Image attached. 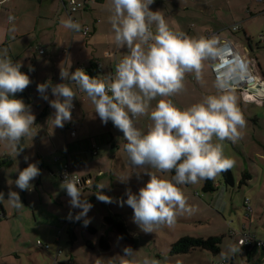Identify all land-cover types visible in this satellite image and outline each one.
<instances>
[{"label":"rangeland","instance_id":"obj_1","mask_svg":"<svg viewBox=\"0 0 264 264\" xmlns=\"http://www.w3.org/2000/svg\"><path fill=\"white\" fill-rule=\"evenodd\" d=\"M221 5L224 10L222 14L217 13L216 19L221 15L224 16L223 37L231 40L230 42L235 46L237 54L243 61L250 58L251 64L253 63L256 69L259 65L260 75L262 73L260 80L264 82L262 3L258 0H224ZM150 8L152 11H160L171 27L183 31L189 37H195L194 31L198 30L201 37L207 33V30L213 29L214 24L208 18L213 16L215 9L206 8L204 0H154ZM10 14H6L5 19ZM11 15L17 17L16 12ZM63 19H66L64 14ZM233 23H239L245 34L242 30L233 32L231 30ZM39 27L33 29L32 25L25 26L23 31L28 36L24 43L15 46L14 56L22 63V72L28 71L30 66L41 71L37 64H40L41 58L46 56L37 55L36 52L40 45L36 38ZM153 31H155L154 26ZM111 48L112 53L117 50L118 59L127 54V50L118 48L114 40ZM33 52L35 56L32 55ZM201 63L200 80L206 78L208 80L201 84L194 72L186 73L184 91L170 97L173 103L180 108L200 102L207 95H216L224 91L213 72L208 55ZM208 70L209 72H205ZM73 89L76 91V99L87 100L86 107L90 110L88 114L95 116L94 119L89 116L85 120H79L83 126L92 124V128L96 129L94 131L97 135L90 139H96L100 135L112 138V145L101 141L97 144L99 149L97 156L91 157L87 154L88 168L94 169L93 175L98 178L100 184L108 185L103 192L112 197V203L97 200L93 193L94 190L84 191L83 195L93 205L87 214V218L90 219L88 226L95 232L87 231L83 227V220L72 221L57 244L58 230L63 227L60 220L67 218L65 209L58 201L59 195L65 193V190L63 191L60 187L58 177L45 169L41 176L43 180H39L38 183L37 177L31 182L33 185L31 191H21L15 184H12L18 175L17 167L23 169L28 163L38 164L39 151L43 150L48 154H45L47 160L51 159L53 162L60 158V162H63L62 152L50 153L53 149L51 133L45 129L46 127L42 132L40 129L41 134L37 138L35 136L33 139L31 137L24 139L23 152L17 157L12 156L10 167H4V165L0 167L2 169L0 192L4 193L5 207L8 212L7 217L0 219V264H119L125 247H131L135 251L134 258L137 260L148 257L158 260L160 264H248L247 254L242 247L240 252L228 259H222L220 252L226 251L230 243L238 242L239 239L247 236L264 241V147L258 142L261 141L264 144V98L252 96L245 91L230 89L236 95L238 107L246 121L245 127L241 130L240 139L235 143L227 140L223 142L225 156L236 161L235 166L230 169L234 185L225 186L221 174L213 179L216 186V191L213 193L202 192L203 180L195 185H180L179 187L187 198V203L193 207L194 211L191 214L178 215L171 226L161 225L153 233L146 234L133 222L132 208L127 204L121 206L120 201L127 200V190L138 194L139 188L144 186L149 177L142 173L143 168H135L131 165L127 154L123 151L125 143L123 134L113 126L111 121L106 125L103 124L94 113V106L87 94L83 91L82 94H78L74 86ZM28 97L25 89L22 93H18L16 98L26 102ZM159 99L161 97L151 101V107H155ZM95 120L98 126L93 125ZM38 123L41 127L43 119H39ZM135 124L142 131H147L151 121L148 116H141L136 118ZM61 136V141L65 142L67 136L66 138L63 134ZM217 142L219 141L214 138L213 143ZM0 145L6 146L4 142H0ZM25 156L29 158L27 161L24 159ZM99 160L102 161L97 165ZM53 173L58 175V173ZM136 173L141 174L137 177ZM243 173L250 174L251 178L246 185H239ZM161 175L170 178L169 173ZM121 176L131 177L125 183L118 179ZM52 180L56 183L51 184ZM10 188L19 192L24 207L14 209L8 205L7 194ZM54 190L57 192L55 193ZM66 203L68 206L69 202L66 201ZM79 211L80 209H76V213ZM106 216L113 219L119 217L124 222L127 228L126 239H123L105 223L104 217ZM70 234L75 237L72 242H70ZM100 237L108 243L107 250L99 247ZM183 237L204 239L220 237V250L214 253L211 250L195 248L186 254L172 255L171 245ZM37 241L49 248L47 250L39 248ZM127 259L131 260L133 257Z\"/></svg>","mask_w":264,"mask_h":264},{"label":"clouds","instance_id":"obj_2","mask_svg":"<svg viewBox=\"0 0 264 264\" xmlns=\"http://www.w3.org/2000/svg\"><path fill=\"white\" fill-rule=\"evenodd\" d=\"M153 2L110 0L109 23L114 43L127 50L116 63L114 75L100 78L88 75L82 68L71 71V66L60 67V78L64 82L37 84V92L54 109L48 119L53 129L63 128L72 120L76 91L70 84H75L87 94L101 122L106 125L111 121L123 134V151L128 160L133 167L143 168L142 173L149 179L138 194L127 190V200L120 204L132 208L133 222L146 234L161 225L171 226L178 215L194 211L179 186L213 180L232 169L236 161L225 156L223 142L235 143L246 125L231 90L207 95L185 108L173 103L170 97L184 91L186 73L194 72L197 79L201 78V62L214 50L215 41L210 37H189L171 27L160 11L151 10ZM13 19L9 17V22ZM60 23L73 32L81 30V25L71 17L61 19ZM22 67L20 61L14 62L7 55V50L0 55V142H4L9 154L15 157L23 152L22 141L27 137L33 139L38 133L31 106L16 98L32 83L30 76L21 71ZM29 70H33L31 66ZM49 89L54 99L49 100ZM157 97L161 99L151 107V101ZM141 116H148L151 121L147 131L136 127L135 120ZM214 138L219 142L213 143ZM16 172L18 175L12 184L21 191H31V182L41 175L37 163H28L23 169L17 167ZM167 173L174 175L170 178L161 175ZM140 174L136 173L137 177ZM131 176L118 179L126 183ZM107 186L94 185V194L97 200L112 203V197L103 192ZM60 187L70 198L67 219L83 220L86 227L90 223L87 214L93 205L83 195L74 173H65ZM4 199V193L0 192V200ZM7 203L14 209L24 207L19 192L11 188ZM71 209L80 211L73 215ZM244 243V239L230 243L226 251L220 252L221 258L228 259L240 252ZM123 252L119 264H160L148 257L135 259L131 247H125Z\"/></svg>","mask_w":264,"mask_h":264},{"label":"crops","instance_id":"obj_3","mask_svg":"<svg viewBox=\"0 0 264 264\" xmlns=\"http://www.w3.org/2000/svg\"><path fill=\"white\" fill-rule=\"evenodd\" d=\"M68 1L69 0H0V55H2L5 50H7V55L14 62H17L18 60L14 56L15 46L19 43H24L26 36H28L27 34H24L23 28L28 24L32 25L33 29L40 26V30L38 31V36H36V38L38 39L40 44L38 46L39 50L42 49L43 53L39 54V50H37L36 52L37 55L46 57L41 58V60L39 61L40 64H37L41 71H38L37 68H32V71L28 70L24 72L30 76L32 81L30 86L26 88V92L29 97L28 99H26L25 104L31 106V110L36 117V125L34 126L35 131L38 132L36 138L38 135L40 136L41 132L46 127L45 129L51 133L50 139L53 149L50 151V153L53 151L62 152L63 156L61 157H63V162L66 160L64 157L66 144L76 143L78 141L97 135V133H95L96 131H94L96 129L92 128V124L83 126V124H81V122L79 121L85 120L89 116L93 117L94 119L95 116L92 114H88L90 110H88L86 107L87 100L83 99L82 101V99H76L73 101L74 108L72 110L71 122H66L63 128L53 129L51 121L48 119L53 115L54 109H52L48 101H45L41 97V94L37 92V84L44 83L46 81H51L53 85L64 82L60 78V67L67 69L71 66V71H75L77 68L83 67L88 75L99 76L100 78H103V76L106 75H114L115 65L119 60L117 58V50L114 53L111 52V46L113 44L112 39L114 34L112 32L111 24L109 23V17L111 15V12L109 10L110 0H84L83 8L78 12L72 14V19L81 25V30L79 32H73L69 29H66L60 23L61 19H63V14L64 16H66V19L68 18L64 8L67 7ZM223 2L224 0H204V5L206 6V8L215 9V12H213V16L208 18V20L210 19L212 21V24H214L213 29L207 30L206 34L217 33L218 37L222 41L228 40L230 42V39H226V37H223V31H225V24H223L224 16L221 15L216 19L217 13L222 14L224 10V7H222L221 5ZM14 12H16L18 18L15 16L13 17L14 19L9 22V17H12L11 14ZM262 12H264V5ZM9 13L11 14L7 15L8 17L7 19H5L6 14ZM13 21L14 23H12ZM234 24L239 23H233V25ZM84 28L88 31L87 36H84L82 34V30ZM240 30H242L245 34V31L243 30L241 25ZM198 33V30L196 32L194 31L195 38L200 37ZM206 34L204 33L201 37H204ZM215 44L216 43H214V46ZM105 53H109V56H105ZM32 55L35 56V52H33ZM244 63L254 74L255 82L264 84V82L260 80V76H262V73L260 75L259 72H261V68H259V65H257L256 69L253 63L251 64L250 58L244 59ZM97 64L100 65V71H98ZM205 72H209V70ZM205 80H208V78H206ZM205 80L199 79V83L204 84ZM212 80L214 82V79ZM70 86L72 88L74 86L77 89L75 84H70ZM77 93L82 94V91L77 89ZM47 95L49 100L55 98L52 96L50 89L48 90ZM251 95L255 96L253 94ZM39 119H43V124L41 125V127L38 123ZM93 125L98 126V122H96L95 120ZM69 128H73L75 132L74 137H71L69 135ZM49 132L47 133L49 134ZM62 134L64 135V138H66L67 136L65 142L61 141ZM24 142L25 140L22 141L20 145L21 147L24 146ZM258 142L260 146L264 147V144L261 141ZM98 150L96 151L95 156H97ZM9 152L10 150L7 146L0 145V160L3 158L8 159V163L5 164L6 166L4 165V167H10L9 165H11V158L13 155H10ZM45 154L47 153H45L43 150L39 151L38 165L41 169V175L37 179L38 183L39 180L41 181L44 179L41 178V176L43 172H45V169H47L49 173L58 177V175L54 174L53 172L59 173V169L63 164V162H60V158H57L58 160H54L53 162L51 161V159L47 160L46 156L48 154ZM85 160L86 161L84 163L82 157H79V161L78 157H71V170L73 173L80 176H91L94 179L92 190H94L93 193H95L96 188L94 187V185L100 183L98 178L93 175L94 169L88 168L89 163L87 161V158ZM101 161L102 160L97 161V165ZM1 173L2 169L0 168V174ZM55 183L56 181L52 180L51 184ZM54 191L55 193L57 192L56 190ZM49 192L53 194V192ZM59 196L60 197L58 198V201L62 205V208L65 209L67 216V212L70 209V206H67V203L65 204V202H69L70 198L66 197L65 193H61ZM92 198H94V196H92ZM5 204L6 203L4 200H0V215H4V218L7 217L8 214ZM1 212H3V214ZM58 216H60V214ZM66 219H61L60 221ZM59 242L60 240L57 242V244H59Z\"/></svg>","mask_w":264,"mask_h":264},{"label":"built area","instance_id":"obj_4","mask_svg":"<svg viewBox=\"0 0 264 264\" xmlns=\"http://www.w3.org/2000/svg\"><path fill=\"white\" fill-rule=\"evenodd\" d=\"M9 1V0H4ZM260 2H264V0H259ZM65 8V12L68 17L72 18V14L78 12L83 8V2L77 1V0H69L68 5ZM231 30L233 32H237L240 30V24H234L231 26ZM82 34L84 36L88 35L87 29L82 30ZM204 37H210L214 38V41L216 43V46L212 52L208 54V57L210 59V62L212 63V69L213 72L218 80L219 85H223L222 90H230V89H237L240 90L241 88H237V84H251L255 82L254 74L250 71V69L247 67V65L244 63V61L239 57L235 50V46L229 42L228 40L222 41L217 33H208ZM43 50H39V54H42ZM105 56H109V53H105ZM116 66V65H115ZM84 69L83 67H81ZM98 71H100V65L97 64ZM237 72H241L240 74ZM241 77L240 80H235L237 76ZM228 79H231V82L228 81ZM230 82V83H229ZM244 91V90H242ZM247 92V91H245ZM249 93V92H247ZM252 94V93H249ZM254 95V94H253ZM69 135L71 137H74L75 132L73 128H69L68 130ZM98 150L96 145H92V154L96 155V151ZM58 159H55L57 161ZM72 174L71 166L67 160L63 162L59 169L58 173V179L60 183H62L64 179V174ZM75 178L79 180V187L82 192L91 190L93 188V178L91 176H80L75 174ZM66 194V191H65ZM66 197L67 194H66ZM69 198V197H68ZM70 210L67 212V216ZM73 215L76 213V209H71ZM0 218H2V215H0ZM63 227L58 230L56 241L58 242L64 232V230L71 225L72 221L69 219L61 221ZM251 237L247 236L243 239L245 240L246 244ZM240 240V239H239ZM238 240V241H239ZM37 246L43 250H47L49 247L47 245H42L39 241L36 242ZM257 246L259 248L264 247V241H257ZM264 264V263H263Z\"/></svg>","mask_w":264,"mask_h":264},{"label":"trees","instance_id":"obj_5","mask_svg":"<svg viewBox=\"0 0 264 264\" xmlns=\"http://www.w3.org/2000/svg\"><path fill=\"white\" fill-rule=\"evenodd\" d=\"M82 2H84V0H82ZM259 3H262V5H264V2L259 1ZM246 40L248 41V39ZM94 139L95 138H92V139L89 138V139L78 141L76 143L66 144L64 157L69 162V164H70L71 157L72 158L78 157V161H79V157H82L84 160V163L86 161L85 159L87 158V154L91 155V157L92 156L94 157L95 155L92 154L93 144L96 145L97 148H98L97 144L100 143V141L112 145L111 136L110 138H108L107 135H100L95 139V141ZM7 163H8V159H4V158L1 159L0 167ZM172 175H174V173H169L170 177ZM221 177H222V181L225 186L232 187L234 185V179H233V176L230 170L221 173ZM250 178H251L250 174L243 173L242 179L240 180L239 185H246L247 181L250 180ZM215 191H216V186L213 180H203L202 192L213 193ZM1 213L3 214V212ZM3 216L4 215H2V217ZM116 218L118 219H113L110 216H106L104 217V221L114 232L121 235L123 239H126L127 237L126 229L127 228L124 222L121 219H119V217H116ZM83 227L90 233L95 232V230L89 227L88 225L86 227L85 226ZM69 238H70V242H72L75 239L73 234H70ZM257 241L259 240H256L255 238L251 237L246 244L242 245L243 250L247 254L248 264H263L264 263V247L259 248L257 246ZM219 243H220V237H208L206 239L183 237L171 245L170 253L172 255L186 254L195 248L211 250L212 252L217 253L220 250ZM98 244L101 249L103 250L108 249V243L105 241L103 237H100Z\"/></svg>","mask_w":264,"mask_h":264},{"label":"water","instance_id":"obj_6","mask_svg":"<svg viewBox=\"0 0 264 264\" xmlns=\"http://www.w3.org/2000/svg\"><path fill=\"white\" fill-rule=\"evenodd\" d=\"M237 88H241L240 90L252 93L259 98H264V84H261L259 82H253L251 84L239 83L237 84Z\"/></svg>","mask_w":264,"mask_h":264},{"label":"bare ground","instance_id":"obj_7","mask_svg":"<svg viewBox=\"0 0 264 264\" xmlns=\"http://www.w3.org/2000/svg\"><path fill=\"white\" fill-rule=\"evenodd\" d=\"M237 73H239V74H240L241 72H237ZM240 79H241L240 75H239V76H237V77L235 78V80H240ZM228 81H230V82H231V79H228ZM230 82H229V83H230Z\"/></svg>","mask_w":264,"mask_h":264}]
</instances>
